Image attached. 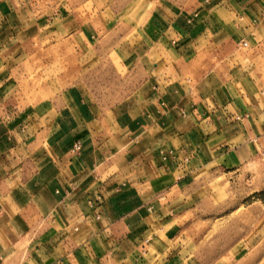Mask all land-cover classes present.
<instances>
[{
	"label": "crops",
	"instance_id": "obj_1",
	"mask_svg": "<svg viewBox=\"0 0 264 264\" xmlns=\"http://www.w3.org/2000/svg\"><path fill=\"white\" fill-rule=\"evenodd\" d=\"M62 3L0 0V264H250L263 205L207 233L264 191V0Z\"/></svg>",
	"mask_w": 264,
	"mask_h": 264
},
{
	"label": "rangeland",
	"instance_id": "obj_2",
	"mask_svg": "<svg viewBox=\"0 0 264 264\" xmlns=\"http://www.w3.org/2000/svg\"><path fill=\"white\" fill-rule=\"evenodd\" d=\"M63 3L62 5H59V11L60 10H65V8H68L69 10L73 9V11L76 14H81L84 17H90L93 18L95 16H97L99 13H103L105 12V14H108L109 12H113L115 9H124V8H128V4L130 3V0H62ZM134 2L138 1V0H133ZM140 1V0H139ZM127 2V3H126ZM66 4H69L70 6H67ZM127 4V5H126ZM138 8L141 7L140 5L137 6ZM140 9V8H139ZM82 21H80L81 23ZM256 174V173H255ZM255 185L254 188H257V182L253 183ZM232 188V194L230 193V196H218L217 197V204L219 207H222L223 212H219L217 214V216H214V222H215V226L213 227V229L210 231L208 230L207 233V241L210 242L211 240H213L214 237H218V238H223L224 241V233H225V229H224V225L225 222L227 220V217L225 215V209L226 206L230 207L231 205L234 206V213L229 215V220L233 219L235 222L239 221L241 222L242 218L244 217V213L243 211L245 210V208H247L248 206H252V205H263L264 206V191L260 192L259 194H255V195H251L249 197H245L242 195V191H243V185L242 182L240 180H234L233 182V186H231V184H228V189L231 190ZM237 205L240 206V208L238 210H236ZM251 215V214H250ZM255 216L258 215L257 213L254 214ZM241 225V224H240ZM255 227H257V225H255ZM253 227V229H251L252 231L255 230L256 232V228ZM234 232V236L236 238V236H239L242 232L241 228H234L233 230ZM221 235V236H220ZM257 236V233L256 235ZM220 240V239H219ZM214 241V240H213ZM210 247V245H208ZM203 247V251L205 248L204 245H202ZM188 253H193L195 251V247L193 245V243L189 244L187 246ZM214 248V252L219 256L221 253H224L226 250V245L223 244H219V245H213ZM240 252L242 250V248H239ZM260 252L262 253V255L264 256V247L261 246V248H259V246L255 245L250 247L249 249V253L250 255V264H258L255 260V262H253V258L257 257L258 253ZM247 251V250H246ZM242 256V254H241ZM264 264V263H261Z\"/></svg>",
	"mask_w": 264,
	"mask_h": 264
},
{
	"label": "built area",
	"instance_id": "obj_3",
	"mask_svg": "<svg viewBox=\"0 0 264 264\" xmlns=\"http://www.w3.org/2000/svg\"><path fill=\"white\" fill-rule=\"evenodd\" d=\"M245 46H247V44H244ZM75 150L76 151H79L80 150V144H77L76 146H75Z\"/></svg>",
	"mask_w": 264,
	"mask_h": 264
}]
</instances>
